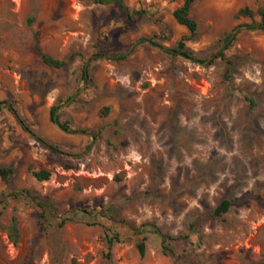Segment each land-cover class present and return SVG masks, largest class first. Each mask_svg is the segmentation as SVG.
Wrapping results in <instances>:
<instances>
[{
  "label": "rangeland",
  "instance_id": "rangeland-1",
  "mask_svg": "<svg viewBox=\"0 0 264 264\" xmlns=\"http://www.w3.org/2000/svg\"><path fill=\"white\" fill-rule=\"evenodd\" d=\"M183 1L123 0L139 11L128 17L114 4L0 0V169L12 170L0 175V264H264V31L238 30L224 51L228 85L224 60L170 54L189 35L172 16ZM263 1L196 0L186 47L210 56L234 27L260 21ZM243 8L253 16H237ZM40 52L67 63L47 67ZM54 104L70 132L50 121ZM41 170L49 179L33 176ZM24 189L46 220L10 197ZM222 200L229 210L213 217ZM142 224L188 239L165 251L148 232L141 259Z\"/></svg>",
  "mask_w": 264,
  "mask_h": 264
},
{
  "label": "trees",
  "instance_id": "trees-1",
  "mask_svg": "<svg viewBox=\"0 0 264 264\" xmlns=\"http://www.w3.org/2000/svg\"><path fill=\"white\" fill-rule=\"evenodd\" d=\"M82 1L91 2L93 4H99V5L114 4L119 9H121L125 13V15L128 17H131L132 15L139 14V11H133L131 13L129 8L124 4L123 0H82ZM195 1L196 0H184L183 3L181 4V6L176 8L172 13V16H173L174 20L176 21V23L179 24L180 26L185 27L187 29L189 35L187 37L181 38L176 43V45L173 47V49L170 51V54L171 55L185 56L189 60H191L197 64H200V65L214 64V62L217 59L224 60L227 64V68H226L225 73H224V80L227 82L228 85H230L231 84V74H230L231 61L226 59L224 51L228 50L231 47V44L234 41V39L236 38L237 32L241 27H246L250 30L264 31V1H263L262 5L257 10V14L260 17V21L258 23L234 27L231 32H229L228 34H226L223 37V39L221 41V45H220L221 48H219V50H217L216 52H214L213 54H211L210 56L205 57V58H201V57L196 56L192 50H190L186 47V41L192 39L197 33V22L193 18H191V16H190V8ZM237 16L252 17L253 12L248 8H243V9L238 11ZM40 56H41L42 63L44 65H46L47 67L54 68V69H60V68L64 67L67 63L64 60L55 59V58H53V57H51V56H49L43 52H40ZM87 67H88L87 63H85L82 67V77L83 78L86 75ZM247 100L251 105L253 104L252 100H250L248 98H247ZM58 108H59V106L57 104H54L53 106L50 107L49 119L52 123L57 122L59 124V128L62 131L70 132V128L68 127V123L67 122H60L58 119V114H57V117L55 120V112L58 110ZM12 111L16 115V112H14V110H12ZM19 123H20V120H19ZM21 125L23 126V128L25 130H29L26 127V125L24 123H22V121H21ZM35 138L41 145L51 149V151L56 155V153L58 152L56 145L46 141L45 139H43L41 137H35ZM61 166H63L65 169L72 167L66 162H61ZM11 172H12L11 169H0V175L4 179ZM32 174L38 181H44V180L49 179V177H50V172L46 171V170L36 171V172H33ZM10 197H12L13 199H19V198L31 199L41 209V218H43L44 220H46L47 217L51 213L50 210L45 208V206H44L45 204H44L43 200H41L37 195L32 194L29 190L24 189V190L15 191V192L10 194ZM5 202H6V199L3 198V195H0V205L4 206ZM230 206H231L230 201L222 200L215 207L214 211L212 212V216L213 217H221L224 213H226L229 210ZM84 213H86V212L84 211ZM64 223H65L64 220L61 221L60 226H62ZM5 230L7 232V236L9 238V240L15 244L18 240V226H17V222H16L15 218H13L11 220V222L7 225ZM148 232H153V233L160 236L162 243L164 245L163 250H165V251L169 249L168 248L169 243L180 241V240L185 241L188 239V235H185V236H182V235H179V236L166 235V234L162 233L161 230L158 227H156L155 225L142 224L140 227H138L137 229L134 230V235H136L139 239L137 244H136V249H137V252H138L141 259L144 258L145 253H146V240H147L146 233H148ZM104 240H105V243L107 245V251H108L106 256L109 257L114 242H119L120 237L118 234H114L112 237L105 236ZM166 243H168V244L165 245ZM24 264H33V263L31 262L30 259H28V260H26V262Z\"/></svg>",
  "mask_w": 264,
  "mask_h": 264
},
{
  "label": "water",
  "instance_id": "water-1",
  "mask_svg": "<svg viewBox=\"0 0 264 264\" xmlns=\"http://www.w3.org/2000/svg\"><path fill=\"white\" fill-rule=\"evenodd\" d=\"M183 57H185V56H183ZM185 58L188 59L187 57H185ZM85 78H86V75H85ZM70 100H72V98ZM70 100L67 103H69ZM57 114H58V110L55 112V120H56ZM20 124H21V121H20ZM55 124L59 127V124L57 122H55ZM26 131L29 132V133H31L29 130H26Z\"/></svg>",
  "mask_w": 264,
  "mask_h": 264
}]
</instances>
